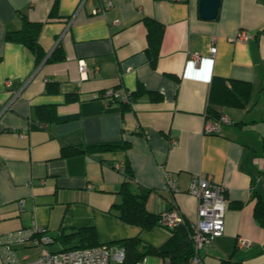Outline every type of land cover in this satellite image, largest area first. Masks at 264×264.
I'll list each match as a JSON object with an SVG mask.
<instances>
[{
    "label": "crops",
    "instance_id": "1",
    "mask_svg": "<svg viewBox=\"0 0 264 264\" xmlns=\"http://www.w3.org/2000/svg\"><path fill=\"white\" fill-rule=\"evenodd\" d=\"M81 1L0 0V235L32 223L53 236L93 226L99 244L138 238L160 247L167 231H140L110 211L119 202L127 161L133 184L150 190L146 209H175L189 223L197 211L187 192L190 179L210 175L225 190L227 208L223 234L199 252L202 264H264V227L253 217L252 197L264 202L257 182L264 163V0H221L213 20L200 18L199 0H84L78 9ZM107 3L103 15L93 13ZM142 17L163 26L154 65L145 55ZM22 19L41 24L45 55L37 65L27 47L5 40ZM240 33L246 41H237ZM57 47L64 59L48 62ZM78 61L86 64L83 81ZM231 81L249 85L243 106L221 101ZM139 85L151 94L130 106L96 98L110 88L134 93ZM215 113L228 123L204 134L207 116ZM97 145L118 147L61 155L65 147ZM163 171L174 181L173 192ZM237 237L249 247L236 249ZM35 250L16 248L29 258L42 252Z\"/></svg>",
    "mask_w": 264,
    "mask_h": 264
},
{
    "label": "trees",
    "instance_id": "2",
    "mask_svg": "<svg viewBox=\"0 0 264 264\" xmlns=\"http://www.w3.org/2000/svg\"><path fill=\"white\" fill-rule=\"evenodd\" d=\"M141 21L146 28L147 46L145 48V55L150 65H154L159 55L163 37V26L155 20L146 17H142ZM40 27V23H32L22 19L21 28L19 30L7 32L5 34V40L7 42L18 43L27 47L33 55L36 65L43 60L45 55L38 42ZM63 59L64 53L61 48L57 47L47 61L53 63L60 62ZM237 85L241 87L239 90L236 88ZM223 89L221 94V101L223 104H240L243 106L249 94V85L247 83L231 81L230 86H224ZM130 93L135 100L136 97L148 92L139 85L136 92ZM151 96L155 97L153 94ZM75 99L74 96H69L67 101H74ZM49 109L53 111L54 108L50 107ZM220 116L221 115L215 113L212 116H207L206 120L216 121ZM117 147L118 146L114 145L65 147L61 149V155L63 157H69L79 153L97 155L106 150H114ZM120 173L125 180L118 190L119 202L110 209V211L114 212V217L123 224L136 227L140 231H148L154 227L162 228L159 224V214L150 213L145 206L150 190L133 184V174L127 161L124 163ZM261 186L264 187L262 184ZM252 197L256 199L253 217L261 227H264V202H262L259 195L254 192L252 193ZM235 207H240V204H235ZM190 226V223L183 218V223L167 231L168 239L158 248L143 245L138 238L124 239L107 244H117L124 248L125 257L122 264H137L148 255L157 256L160 259H169L171 264H186L193 254V242L191 239L192 229ZM54 240L55 243L60 245V249L64 251L87 249L100 245L97 242L93 226L61 231L54 236Z\"/></svg>",
    "mask_w": 264,
    "mask_h": 264
},
{
    "label": "built area",
    "instance_id": "3",
    "mask_svg": "<svg viewBox=\"0 0 264 264\" xmlns=\"http://www.w3.org/2000/svg\"><path fill=\"white\" fill-rule=\"evenodd\" d=\"M83 1L79 5L82 6ZM111 7L110 3L100 5L93 13L103 15ZM247 36L240 33L237 41L243 42ZM214 38L211 40L209 48L210 56L215 54L216 48L213 45ZM200 60L198 54L190 56V61L197 64ZM77 70L79 80L83 81L86 76V64L78 61ZM12 83L6 81L4 86L11 88ZM15 96V95H14ZM100 98L106 103H119L124 106L133 104L134 99L130 91L122 88H110L103 91L96 98ZM228 123L225 116H220L218 120H205L203 124V133L212 134L217 131L219 125ZM174 143V141H172ZM120 170V167H118ZM163 180L168 191H174L175 184L169 173L163 171ZM257 182L264 185V163L258 164ZM188 194L193 196L197 201L196 219L190 223L192 229L193 254L186 264H202L199 252L208 245L214 238L220 237L224 231V215L227 208L225 190L218 185L210 175H193L190 179ZM22 200L17 202L19 212L24 210ZM183 223V217L175 209L159 213V224L165 231L171 230L177 225ZM54 236L32 223L27 228H21L4 235H0V261L2 264H122L125 257V250L117 244H100L93 248L64 251L46 250V246L54 244ZM250 242L243 238L237 237L235 248L240 250L249 247ZM20 246H29L40 248L42 252L34 258L27 255L18 256L16 248ZM137 264H146L143 258ZM160 264H171L169 259H163Z\"/></svg>",
    "mask_w": 264,
    "mask_h": 264
},
{
    "label": "water",
    "instance_id": "4",
    "mask_svg": "<svg viewBox=\"0 0 264 264\" xmlns=\"http://www.w3.org/2000/svg\"><path fill=\"white\" fill-rule=\"evenodd\" d=\"M221 0H199L198 13L201 19H216L219 13Z\"/></svg>",
    "mask_w": 264,
    "mask_h": 264
},
{
    "label": "rangeland",
    "instance_id": "5",
    "mask_svg": "<svg viewBox=\"0 0 264 264\" xmlns=\"http://www.w3.org/2000/svg\"><path fill=\"white\" fill-rule=\"evenodd\" d=\"M60 249V245L58 243H54V244H50V245H47L46 246V250H49V251H58ZM42 251V249H40ZM40 250L36 251V252H41ZM36 253V254H38ZM162 259H160L159 257L157 256H151V255H148L146 257V264H160Z\"/></svg>",
    "mask_w": 264,
    "mask_h": 264
}]
</instances>
